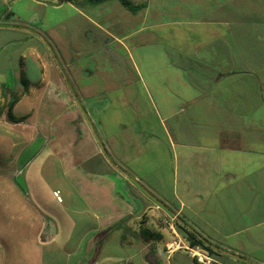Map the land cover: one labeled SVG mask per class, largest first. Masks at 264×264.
Here are the masks:
<instances>
[{"label": "crops", "instance_id": "crops-1", "mask_svg": "<svg viewBox=\"0 0 264 264\" xmlns=\"http://www.w3.org/2000/svg\"><path fill=\"white\" fill-rule=\"evenodd\" d=\"M62 1L52 7L68 3L75 34L64 49L22 24H0V105L3 89L21 90L7 77L12 59L19 70L22 59L40 58L27 66L36 77L12 115L24 96L37 97L57 102L65 124L76 125L53 150L57 162L75 154L62 176L72 213L94 220L86 249L127 229L153 252L151 264H194L178 222L232 253L210 254L211 264H264V0ZM85 56L92 64L72 72L64 61ZM88 101L91 114L81 117L79 104ZM88 144L93 163L85 166ZM33 162L20 170L24 190L0 165V264H45L47 244H60L47 219L46 182L28 171ZM161 217L173 219V239L137 234L146 225L163 231Z\"/></svg>", "mask_w": 264, "mask_h": 264}, {"label": "rangeland", "instance_id": "rangeland-1", "mask_svg": "<svg viewBox=\"0 0 264 264\" xmlns=\"http://www.w3.org/2000/svg\"><path fill=\"white\" fill-rule=\"evenodd\" d=\"M35 1L37 3L40 1L43 4L38 3L39 5H37ZM35 1L19 2V0H0V24H9V22L18 24L20 22V24L24 25L26 29L36 32L39 31L46 36V38L50 40L49 44L51 47L59 50L64 49L68 45V41L71 39L72 34L73 37L75 35L71 31L72 27L70 25V19L73 12L67 5L68 3H63V7L58 9L52 7V4H60L63 2L62 0ZM116 1L111 0L108 2V5L116 4ZM126 1H129L131 2L130 4H132V0ZM74 2H76V0H69V3ZM40 5L47 6L44 8ZM6 13H12L13 15L9 22H4V18L1 17ZM75 19L78 21L82 20L78 16H75ZM80 26H84V24ZM15 61L16 60L12 59V69L10 68V64L8 65V69H10V71L14 70V72L9 73L10 75L7 77L9 79L14 77L13 79L17 80V85L21 87V90H14L15 93L5 91V89L2 90V93L3 91L5 92L2 97L3 105H0V119L3 118L2 123L0 122V165H8L4 168L3 174L12 177L16 181L22 179L21 168L25 166L27 162H32L34 160L33 164L29 166V173H31L33 177H36V179L40 177V179L42 178L46 182L48 191L45 189L47 192L43 195L46 213L50 215L47 219L49 220L50 225L54 224L57 227V237L60 244H47L43 252L45 264H49L51 260H54L55 264H73L75 260L90 263V260L92 259L95 260L94 264H151L149 255H153V252L149 249L141 250L138 246V240L135 239L132 241L134 235L128 234L130 233V230L127 229L111 233L109 236L105 237L103 241L99 239V242L97 241L96 243L95 249L91 252L86 249V244L88 242L87 232L90 229V226H92L94 220L89 216L83 218L74 212L72 213V211H76L77 207L70 204L69 194H71V186L69 185L68 179L62 176L66 172L65 168L70 165V158L74 160L76 157L75 154H70V151H68L67 154L63 155L62 159L58 157L57 162L54 159L57 155H54L53 150V146L58 145L57 142L69 141L70 133L65 135L64 133L65 131L70 132V130H76V125H73V128H71V126L65 124L63 120L65 116L62 115V109L56 105L57 102L51 101L49 103L45 99L40 100L37 99V97H35L36 99H31L30 97L27 99L26 96H24L18 103V106L15 109V116L11 115L10 117V120L12 119V121H16L15 124H9V122L6 121L7 108L5 106L9 98L17 96L19 99V96L25 92L22 89L27 87L30 78L33 79L36 77L35 68L29 69V73H27V66L30 62L34 65L43 64L40 58H38V60L35 57L29 59L24 58L22 59L21 68H18L19 70H17L14 69ZM64 61L71 72L76 68L92 64V60L86 56L74 61L73 64L69 63L66 59H64ZM45 63L47 62L45 61ZM15 71L18 72L15 73ZM5 80L6 78H4V76L0 77L1 82H5ZM7 85L12 87L10 83ZM40 102L43 104L40 105ZM90 111L91 102L88 101L83 102L81 105L79 104L78 112L81 117L90 115ZM19 116L22 117L19 118ZM4 124L7 127L9 126L8 128L10 129L8 130ZM90 146L91 145L89 144L85 146L84 152L80 155L81 158L79 160L83 161L85 166L93 163V158L90 154ZM113 184H115V193H119L126 197L127 191L125 187L119 182H113ZM52 191H57L59 193L61 197L60 202L55 199ZM128 202L130 201L128 200ZM130 203L134 205V203ZM154 213L155 216L159 217V211ZM133 220L134 219L132 218L129 222H132ZM172 220L173 219L169 217H161L159 219V224L161 227H165V229L163 228V231L157 230L156 228L152 229L150 225H146V227L142 226V231H138L137 234L149 240L151 232H155L157 236L161 235L164 238L173 239L167 228L168 226H171ZM70 222H73L74 226H72ZM73 227L74 229L71 231ZM126 231H128V233ZM67 237L69 238L67 245L61 246L62 243L64 244ZM123 240L128 241L122 244ZM152 242L154 243L153 246H158L157 244H159L156 240H153ZM98 243H102L100 249H98ZM210 245L216 249H214V251L218 255H221V253L228 254L230 252H227L225 249L218 250L216 245ZM200 249L204 250L203 248ZM206 252L208 253V251ZM187 253L190 256V252ZM208 255L210 256L209 253ZM248 262L255 264V261L252 260H248ZM162 264L166 263L162 262Z\"/></svg>", "mask_w": 264, "mask_h": 264}, {"label": "trees", "instance_id": "trees-1", "mask_svg": "<svg viewBox=\"0 0 264 264\" xmlns=\"http://www.w3.org/2000/svg\"><path fill=\"white\" fill-rule=\"evenodd\" d=\"M65 1H69V0H65ZM88 4H91V5H97V4H100V3H103L105 1H108V0H85ZM118 2H120L123 6L125 7H128V3L126 0H117ZM12 13H6L5 16H4V20L9 22L11 19H12ZM18 22V21H16ZM11 24L9 26H12V27H15V28H20L22 25H17L16 23L14 22H10ZM15 24V25H13ZM20 24V22L18 23ZM6 91V90H5ZM3 91V93L5 92ZM10 92V91H9ZM12 93V92H11ZM18 97H10L7 104H6V108H7V111H6V121L9 122V124H15L16 121H12V119L10 120V117L12 115V109L13 107L15 106V104L18 102ZM106 157L110 160V157L106 154ZM111 161V160H110ZM111 163H113L111 161ZM114 164V163H113ZM22 181L21 180H16V183L17 185L22 189L24 190V187L22 186ZM178 222H176V225L182 230L181 234L183 236V239L184 241L186 242L188 248H194V247H199V248H203L204 250L208 251L209 254H217L215 251H214V247L211 246L208 241L204 240L203 238H201L199 235L191 232V231H188L187 229L185 228H182L179 224H177ZM99 242V241H98ZM98 245V248L100 247V243L97 244ZM195 260V259H194ZM194 264H199L196 260L194 262Z\"/></svg>", "mask_w": 264, "mask_h": 264}, {"label": "built area", "instance_id": "built-area-1", "mask_svg": "<svg viewBox=\"0 0 264 264\" xmlns=\"http://www.w3.org/2000/svg\"><path fill=\"white\" fill-rule=\"evenodd\" d=\"M53 196L55 197V199L58 202L61 201V197L57 191L53 192ZM186 251L190 252V256L193 259H195L199 264H211L212 263V259L208 255V253L206 251L200 249L199 247H194V248H188L187 247Z\"/></svg>", "mask_w": 264, "mask_h": 264}, {"label": "water", "instance_id": "water-1", "mask_svg": "<svg viewBox=\"0 0 264 264\" xmlns=\"http://www.w3.org/2000/svg\"><path fill=\"white\" fill-rule=\"evenodd\" d=\"M6 111H7V109H6Z\"/></svg>", "mask_w": 264, "mask_h": 264}]
</instances>
